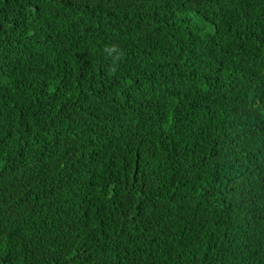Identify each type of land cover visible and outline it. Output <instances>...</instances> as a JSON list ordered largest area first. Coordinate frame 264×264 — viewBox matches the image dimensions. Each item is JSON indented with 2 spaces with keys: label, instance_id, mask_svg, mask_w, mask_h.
<instances>
[{
  "label": "trees",
  "instance_id": "obj_1",
  "mask_svg": "<svg viewBox=\"0 0 264 264\" xmlns=\"http://www.w3.org/2000/svg\"><path fill=\"white\" fill-rule=\"evenodd\" d=\"M0 264H264V0H0Z\"/></svg>",
  "mask_w": 264,
  "mask_h": 264
}]
</instances>
